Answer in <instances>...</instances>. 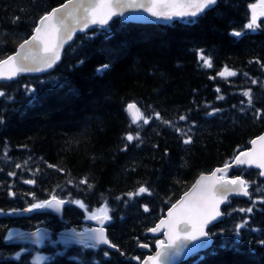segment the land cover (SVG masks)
I'll use <instances>...</instances> for the list:
<instances>
[{
  "label": "trees",
  "instance_id": "16d2710c",
  "mask_svg": "<svg viewBox=\"0 0 264 264\" xmlns=\"http://www.w3.org/2000/svg\"><path fill=\"white\" fill-rule=\"evenodd\" d=\"M66 1L0 0V61ZM258 1L218 0L167 26L115 20L77 36L54 71L0 82V264H141L140 245L155 250L148 230L200 175L264 132V16L246 27ZM129 104L149 122L135 125ZM230 176L248 182L250 198H231L209 231L212 249L184 264H264V179L245 168ZM141 187L151 195H129ZM53 197L68 201L62 217L32 208ZM102 210L118 251L55 234L46 244L5 243L14 230H83Z\"/></svg>",
  "mask_w": 264,
  "mask_h": 264
},
{
  "label": "snow or ice",
  "instance_id": "6c2138e0",
  "mask_svg": "<svg viewBox=\"0 0 264 264\" xmlns=\"http://www.w3.org/2000/svg\"><path fill=\"white\" fill-rule=\"evenodd\" d=\"M216 3L217 0H68V3L63 5L62 8H57L40 19L39 26L34 29L35 35L20 45V52L0 61V79L12 80L22 72L43 71L46 68L53 67L60 59V49L62 47L61 31L63 30L64 32V40L71 37V29L66 23V17H72L77 23L80 22L78 17L73 16L74 12L82 10L87 14L84 17L82 25L86 29L89 24L104 27L114 16H123L124 12L128 9H143L153 17L170 20L173 17H197ZM69 5L73 6L71 10H69ZM251 8V22L246 27L255 30L260 26L257 23L258 16H264V0H259V4H254ZM257 8L260 9L259 12H257ZM61 12L64 15L58 16V13ZM233 35L239 37L241 33L235 32ZM26 46L27 54L21 55L25 51ZM201 59L205 61L206 66H211V61L203 55ZM29 64L35 65V67H31ZM104 67L106 68L107 65ZM225 72L228 76L236 75L235 72L229 71L227 68ZM221 75H224V73H221ZM4 95L5 93L0 91V96ZM244 95L249 97L248 102L251 104V92H245ZM127 109L130 115H132L133 123H138L140 120H143L145 124L149 122L148 118L140 112V109L135 104H129ZM156 118L160 119L158 113L156 114ZM180 119L184 120L186 117L181 116ZM165 123L168 122L165 121ZM126 139L131 142L134 139H139V137L134 138L132 135H128ZM191 142V137L184 140L185 144H190ZM252 143L255 145L257 141L254 140ZM259 143L261 149L258 153L255 151L240 153L236 157L235 163L238 165L247 164L249 166L255 164L257 168L264 169V136L259 137ZM241 157L244 158L242 159ZM17 167H20V165H17ZM226 167H230V165H226ZM217 171L223 172L224 169H217ZM214 177L215 173H213V177H201V182L214 180ZM201 182H198L196 189H194V191L200 190L201 192L195 202H187L191 197V194H188L185 200H181L172 207L167 214L168 219L161 220L156 227L149 229L153 233H159L163 229H167V242L165 240L157 242L161 250L157 252L156 256L149 257L150 264H169V261L181 257L190 243L208 240L210 233L206 229L210 223L222 215L219 205L225 201L226 192L237 191L245 196L248 195V182L240 178L223 182L226 185L233 186L231 189L222 186L217 190L215 184L218 181H214L211 186L203 185ZM25 183H34V181L28 180ZM81 183H87V181L83 180ZM144 193L151 195L145 187H141L137 193L129 195L133 196ZM64 203L65 201L53 197L51 201L37 203L32 208H54L60 211ZM80 206L83 207L82 204ZM32 208H29L27 211H32ZM144 210L147 212L148 208L145 207ZM244 211L251 212L252 209L249 208ZM102 213V216H93L92 218L97 220L110 219L106 210H102ZM239 227L243 228L244 225L242 224ZM92 233L90 239L94 240L96 244H105L112 248L116 247V245L111 244L108 240L102 227L92 230ZM140 246L147 247V245ZM37 259L38 261L40 260V258ZM145 264H148V262H145Z\"/></svg>",
  "mask_w": 264,
  "mask_h": 264
},
{
  "label": "water",
  "instance_id": "95a60500",
  "mask_svg": "<svg viewBox=\"0 0 264 264\" xmlns=\"http://www.w3.org/2000/svg\"><path fill=\"white\" fill-rule=\"evenodd\" d=\"M67 3H68V0L66 2H64L63 4H61L60 6L55 7L51 11H53V10H55L57 8H62L63 5H65ZM217 3H218V0H217ZM217 3L215 5H213V6H210L208 9L205 10V12L201 13L197 17H183V18H181V17H173L170 20L153 17V16H151L150 13L145 12L143 9H128V10H126L124 12V15L123 16H119V15L118 16H114L109 21V23L106 26H109L115 20H120L123 23L146 24V25L147 24H152V25H162V26H166V25L175 23L177 21L185 20L187 18H198V17L202 16L204 13H206L207 10H209V9L213 8L214 6H216ZM72 7H73L72 5H69V10H71ZM50 12H48V13H50ZM60 15H64V13L63 12L58 13V16H60ZM85 15H87V14L84 13L82 10L79 11V12H74L73 13V16H76V17L79 18V21H80L79 23H77L76 20L73 19L72 17H66V23H67L68 27L71 29V37L69 39H67V40H64V32H63V30L61 31L62 47L60 49V59H59V61L56 62V64L53 67L46 68L43 71H28V72H22V73H19L12 80L0 79V82H13V81L17 80L21 75H23V76H39V75L46 74V73H49V72L54 71L55 68L62 62V57H63V54H64L65 50L75 40V38L77 36H79V35H85L92 28L97 27V26H100V25L89 24L88 28L84 29L82 27V25H83V21H84ZM37 26H39V22H38ZM106 26H104V27H106ZM33 35H35V31L30 36V38H28L27 40H30ZM20 45L18 46V48L15 51V53H13L10 56H14V55H16L17 52H20L21 51L20 50ZM26 54H27V46H26L25 51L22 52L21 55H26ZM7 58H5V59H7ZM18 60H19V58H18ZM29 66L35 67V65H31V64H29ZM137 108H139V107L137 106ZM130 116L132 118V115H130ZM141 122H142V120H140L138 123H135V124L137 125V124H140ZM260 136H264V132L261 135L257 136L254 139V140L257 141V144L254 145L251 142L250 147L247 150L243 151V152H246V151L247 152H253V151H255V152L258 153L260 151V149H261V145L259 143V137ZM243 152H241V153H243ZM241 158L243 159L244 157H241ZM235 160H236V158L234 159L233 162L227 164V165H230V167H226V165L220 166V167H216L212 172H210V173H204V174L200 175L199 178L195 181V183L191 186V188L187 192H185L181 196V198L177 202H175L168 209V211L166 212L165 216L162 219L159 220V222L156 224V226L160 223L161 220L168 219V215H167L168 212L172 209V207L174 205H176L177 203H179L181 200H185V198H186V196H188V194H191L190 199L187 201L188 203L195 202L199 198V196L201 194L200 190L194 191V189H196L198 182H201V177H213V173H215L214 180H205V181H203L201 183L203 185L211 186L214 181H218V183L215 184V188L217 190L220 189L222 186L225 187V188H229V189H231L233 187L231 185L224 184L223 183L224 181H228V180H232V179H237V178H240V179L245 180L241 176H237V177H231V176H229V174L234 169H236V168H245V169H254V170H257V171L260 172L261 177L264 179V174H262V173H264V169L257 168L255 166V164H252L251 166H249L247 164H245V165H238V164L235 163ZM217 169H224V171L223 172H218ZM225 196H226L225 201L219 205V210L222 213V215L219 216L212 223H210L208 225L206 231L209 232V230L212 227H214L216 224H218L223 219V216H224V214H223V208L226 207L229 204V200L232 197L249 198L250 197V187H248V195L247 196H245L243 194H240L237 191H228V192L225 193ZM52 199H50L48 201H51ZM59 200H61V199H59ZM63 201H65V203L61 207L60 211H57L54 208H39L37 210H47V211L53 212V213L57 214L58 216L62 217L64 208L68 204V202L66 200H63ZM27 210L28 209L21 210V211H18V212L15 211L14 214L15 215H17V214H29V213L32 212V211H27ZM90 222L93 224V227H91L89 229H86V230H83V231H77L75 229L65 230V231H61V232L56 233V236L59 237V238L65 237V238H68V239L73 240L75 242H80V243H83V244L94 245V246H97V247H103V248H108V249L113 250V251H118V248L117 247L112 248L109 245L96 244L94 240L90 239V236H92V234H93L92 233V230L97 229V228H101V227L105 230V234L107 236V226L110 223V219H108V220H103V219L97 220V219H94L93 218V219L90 220ZM166 232H167V229H163L159 233H153V232L149 231L148 234L151 237L160 238L158 241L165 240V242H167ZM53 234H54V232L52 230L48 229V228H39V229H36L34 231H25V232H22L20 234L14 235L11 238H9L8 240H6V243H10V242H28V241H40L42 243H45V242H47L53 236ZM107 238H108V236H107ZM201 245H206V246H203L202 247ZM213 245H214V239H213V237L211 235H210V238L208 240H200V241H196L194 243H190L188 245V248L184 250V254L181 257L177 258V259H173V260L169 261V264H183V263L187 262L194 255L209 250L210 248L213 247ZM139 249L141 251H146L148 253V255L143 259L142 264H145V262H148V264H150L149 257L156 256L157 252H159L161 250L158 247V244H156V250L155 251H152L151 250V247L148 246V245H147V247H141L140 246Z\"/></svg>",
  "mask_w": 264,
  "mask_h": 264
},
{
  "label": "rangeland",
  "instance_id": "374dc122",
  "mask_svg": "<svg viewBox=\"0 0 264 264\" xmlns=\"http://www.w3.org/2000/svg\"><path fill=\"white\" fill-rule=\"evenodd\" d=\"M257 5L259 4V1L256 3ZM260 11V9L259 8H257V12H259ZM261 17H263V16H258V18H257V21H258V19H260ZM101 214H103L102 213V211L99 213V214H92V215H89L88 216V218H90V217H93V216H96V215H101ZM222 221V220H221ZM17 232H12L11 234L13 235V234H16ZM37 258H40V260L38 261V259ZM36 259H35V262H37V263H39L43 258L42 257H37Z\"/></svg>",
  "mask_w": 264,
  "mask_h": 264
},
{
  "label": "bare ground",
  "instance_id": "6f19581e",
  "mask_svg": "<svg viewBox=\"0 0 264 264\" xmlns=\"http://www.w3.org/2000/svg\"><path fill=\"white\" fill-rule=\"evenodd\" d=\"M214 7H215V6H214ZM214 7H213V8H214ZM213 8H211V9H209V10H207V11H210V10H212ZM50 11H51V10H50ZM45 13H46V12H45ZM78 202H79V201H78ZM81 202H82V201H81ZM82 205H83V203H82ZM220 222H221V221H220ZM220 222H219V223H220ZM219 223H218V224H219ZM216 225H217V224H216ZM150 229H151V228H150ZM65 230H66V229H65ZM63 231H64V230H63ZM148 231H149V230H148ZM59 232H60V231H59Z\"/></svg>",
  "mask_w": 264,
  "mask_h": 264
}]
</instances>
